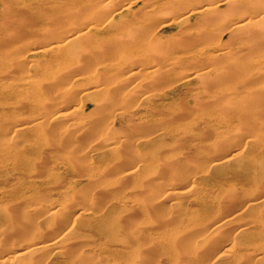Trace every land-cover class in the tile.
Returning a JSON list of instances; mask_svg holds the SVG:
<instances>
[{
	"label": "rangeland",
	"instance_id": "1",
	"mask_svg": "<svg viewBox=\"0 0 264 264\" xmlns=\"http://www.w3.org/2000/svg\"><path fill=\"white\" fill-rule=\"evenodd\" d=\"M51 1H53L52 5H49V3L48 5L53 7L52 10L56 8L57 11H54L58 12L57 14L61 13V9H69L70 7L72 12H74L73 17L75 18L84 19V17L91 14L89 8L86 7V4H89L88 0ZM130 1L135 2V0ZM130 1L115 0L113 7L116 8L119 2L130 3ZM145 1L137 0L138 4L136 3L137 5L134 9L138 11L139 5L144 8L152 4L155 11H159L158 13L155 12L157 16L161 14L162 5L166 4V0H150L149 4L146 5L143 4ZM37 2H41L44 5L39 6L38 4L37 6ZM45 2V0H0V16H3L5 11H9V8H11L10 10L14 8L17 16L12 17L13 22H18L20 25L25 22L26 24H35L36 20H38V14L35 13L37 10L35 11V9L36 7L45 6ZM48 5L46 4L47 7H49ZM72 12L70 14L73 15ZM24 13H29V15H22ZM135 13L134 11L125 13L126 15L118 21L117 26L125 25L124 21L126 18L133 17ZM156 16L154 14V19ZM172 16L167 21L169 22L170 20V23L173 24L166 29H163L165 25L160 24L158 20H154V22L151 20V26L155 25L157 28L153 26L152 29L156 33L161 32L158 38L163 39L161 40V45L169 46L175 43L176 34L184 36L183 33L181 34L183 30L189 31V35H196V32H199V35L203 32L201 30L203 26L201 24L198 26L193 22L195 19L192 22H185L187 24L183 26L182 24L184 23H181L182 19H179L180 17H175V14ZM12 18H10V21ZM256 18L259 19L260 17ZM156 19L158 18L156 17ZM178 19L180 21L177 22ZM40 21V28H45L44 26L47 25V22L45 23L42 19ZM222 22L224 21L222 20ZM192 23L195 24V27L196 25L198 26L196 27L198 30L195 27L193 28ZM102 26L104 25L101 23L99 27L101 28ZM215 26L214 24L209 29H214ZM216 30L219 32V27H216ZM12 32L8 36L14 39L10 38V41L17 39V45H19L20 49L15 48L16 44H8L3 49H0V59H4L7 56L5 49L7 52L15 50L17 57L23 56L26 54L21 51L23 45L25 47L30 42H40V37L44 38L41 33L35 36L38 38H33L32 36L23 38L16 30L13 29ZM229 32L224 33L223 36L220 35L218 43L221 40L222 44L226 43V41L230 43L229 41L232 38L229 37H232L233 33ZM179 35L177 36L179 37ZM172 36H175V38ZM171 37L175 39L171 41L173 43H166V38L170 41V39L172 40ZM251 44V42H238V48L235 45L234 48L238 49L236 52L241 49L239 46L242 47L240 54L237 53L238 58L247 60L250 56H256L257 58L263 56L264 47L256 52H250L247 47L250 48ZM174 45L170 46L173 47ZM203 45L205 46L206 43L197 45L198 48L194 47L193 49L196 50L194 52L191 48H185L187 50L184 51V48L180 45L182 49L179 47L177 48L178 50L174 51L173 48L175 49L177 46L173 48L167 47L172 51H170L171 54L168 56L170 59H167V63L170 65L172 61L179 62L180 65L178 63L179 67L177 69L179 74L195 72L199 67L197 66L198 64H194V59L191 60L194 58L193 56H198L201 52L204 53L203 50L208 53L207 55L214 54L208 47L209 44L206 45L207 47L205 46V49ZM200 48H203V50H200ZM245 48L248 50V54H246ZM209 50L210 52H208ZM133 54L135 55V53ZM133 54L131 53V55ZM131 55L128 54V58L137 61V56L133 57ZM187 56H192V58ZM188 59L189 62L187 61ZM104 64L94 68H99L104 66ZM165 65L167 64L165 63ZM169 65H167V68ZM77 68L78 66L74 70H77ZM253 68V65H248L247 71L244 73V80L247 83L244 87L239 86L241 90L255 88L256 84L252 82L257 76L254 74L250 76L254 70ZM7 75L9 76V73L4 71L3 65L0 64V77L3 76L5 79V81H2L3 85L0 83V87L1 89L6 87V91L3 90L4 88L2 89L3 91L0 90V109H4V112L0 110V234L4 235L0 239V257L7 259L11 264H30L31 262L32 264L33 262L34 264L39 262V264H264V118L257 119V125L261 126L257 132L252 129L254 120L249 117V113L248 115H241L235 109L229 110L227 118L224 117V120L222 118L223 121L220 120L221 116L217 112L211 114L210 117L212 115L213 117L209 118L210 120L208 121L210 125L207 123L208 119L206 122H201L199 119L202 116L201 113L205 114L206 117L209 115L206 108L205 111L202 110L201 112L195 110L191 116L184 115V120L181 123H172V119H169L171 121L167 120L166 115L168 112L166 110L173 109L174 113L179 116V114H183L182 107L193 108V100L190 97L198 91L199 87L204 85L203 80L196 79V81L191 82V87L183 86L180 81H177L178 84L175 77L172 76L168 79L167 84H163L152 92L154 97L149 102H131L127 105L126 108L130 110L129 113L133 111L135 112L134 115L131 112L132 114L126 119L124 118L125 120L119 119L116 121L115 130L109 133V137L118 135L126 140L125 137L128 136L129 139L127 138V140L129 141H124V144H129V146L124 147L122 146L123 143L118 144L122 148L118 147L116 153H113L115 150L112 151L106 148H100L99 152H90L89 146H93L99 141L101 132L94 136V132L91 129L83 131L80 128L82 123L88 122L87 124H90L91 122V124H95L100 120L102 123H99L102 128L100 126L99 128L102 130L106 122L113 118L112 116L110 119L108 118L107 111H105L106 107L104 109L96 106L98 100V103L101 102L100 97L102 96L100 93V97H98V93H93V95H89L90 97L83 96V90L91 86V82L95 84L98 81L93 77V81L87 80V78L91 79L90 75L92 74L90 72L81 76V78L83 77L81 79L82 82L79 81L81 83L76 82L75 84L74 80L77 78L73 77L74 79L72 78L71 81L74 86L71 85V81L70 84L68 83V85L64 86L70 85L71 88L74 87L75 98L71 103L63 104V100L58 99L57 103L59 106L61 104L60 109L51 108L47 110L43 108V104L41 105L45 97L43 95H40V97L36 94L37 97H40L36 98V95L31 94L32 88L22 82L28 79L41 80V76L35 72L34 68L18 73L14 72L11 77ZM233 82L235 83L236 80L233 79ZM7 87L9 88L7 89ZM232 87V83H229L228 86L224 87V90L231 91ZM9 90L11 91L9 92ZM155 93H160L157 95L159 99L157 96L155 98ZM2 94L4 95L1 97ZM215 104L214 102H206L205 107L208 105V110H213ZM135 106L137 109L139 108V111L134 109L136 108ZM75 107L80 108V115L70 116L69 113ZM152 108L157 109L151 110ZM160 109L163 113L159 112ZM251 110L252 108L248 112ZM58 113L65 114L64 116L66 117L63 120L68 117L65 120L67 124L69 123L68 126L64 121L62 123L58 122L62 125L54 123L50 127L48 125L38 127L32 133L25 132L20 136L19 134H14L12 126L17 120H32V118L44 116H51L52 118ZM219 116L220 119L218 118ZM255 117H260L258 112H256ZM163 119L171 124L166 121L165 124ZM76 121L78 122L76 123ZM191 121L194 122L193 126L190 124ZM72 123H76L75 125L79 126V128H72ZM238 124H241L239 128L236 127ZM211 125H219L222 132L216 133L210 128ZM65 126L68 128L69 136L60 139L57 135L58 130L60 127L66 129ZM131 126L137 129L133 132ZM161 129H164V132ZM157 131L159 132L156 133ZM158 134L160 135L158 136ZM26 135L28 138H26ZM154 136L158 137L155 138ZM30 137L33 138V141ZM228 137L232 138L234 142L226 145L221 151H214L209 148V145L214 141L226 142ZM257 138L259 142L256 143ZM144 141L149 143H143ZM60 144L63 150L58 146ZM131 145L132 147H130ZM126 148H128L127 150L129 148L132 149L130 152L126 151V153L124 152ZM14 149L15 151L21 149L26 151V156L32 160V164L38 161L42 165V161L46 160L45 162L48 164H45L44 161V166L38 164L40 167H45V169L41 168L42 170L44 169L45 173L40 169L43 173L42 175L36 164H30L31 167L27 162L23 166L14 163L16 161L13 160L11 155L15 152ZM120 149L121 151H119ZM69 150L73 151L71 156H75L74 158L79 160V162H76L75 159L72 161V158L68 157L67 152ZM223 152H225L224 155H222ZM68 153L70 154V151ZM63 154H66L68 160H71L70 164L72 165L69 164V161H66L67 158L63 157L65 156ZM8 155L11 157H7ZM221 155L224 157L225 155L226 157L238 156L233 157L230 162L223 166H212L210 159ZM42 156H45V158ZM77 156H80V159ZM142 156H145L143 161L140 158ZM171 157H180L182 162L175 163L170 159ZM195 157H200L201 161L186 167V164ZM77 163H79L78 167ZM74 164L77 165L75 166ZM87 165L92 167L94 172ZM46 166H50L51 169L46 170ZM176 166H180V169L179 167L176 169L179 173L175 170L177 174H180L179 177L170 172V169ZM32 168L39 170L40 175L34 174L36 169L33 170ZM86 169L88 173L83 171ZM130 169H138L137 173H141V175H145L147 172L148 174L150 173V175L147 174V180H143L147 185L142 182L139 176L123 178L126 176V171ZM155 171H159L157 178L153 175L151 176V173H155ZM36 176L38 178H35ZM119 179L120 181L116 182ZM92 181H96V183L93 182L95 184L94 189L87 187ZM141 185L143 187L147 186L146 189ZM88 189H90V192ZM172 189L183 190L187 194L185 195L184 193L185 196L180 199H178L179 197L174 198L170 194ZM231 189L237 190L239 195L233 198L231 203L224 205L221 200L225 199L226 193ZM85 192L88 193L86 194ZM254 201L255 203L258 202L257 207L249 208L248 204ZM51 203L55 208L45 209V205ZM215 207H217L216 210L213 209ZM209 208L213 210L210 211ZM85 209L84 214L79 217V214ZM187 218L194 219V221L189 222ZM225 218L229 220V225L226 224L219 230L217 229V231L214 226H211V223L217 219ZM129 221H131V226L127 225ZM20 222L22 224L18 226L17 224H20ZM105 223L108 225L111 223L113 226L111 227L110 225L108 227L114 228V232L110 231L107 226L104 227ZM177 225L179 228H176ZM135 226L136 230L134 229ZM172 227H175V230ZM243 227L245 228L243 229ZM240 229L244 231L240 232ZM143 230L145 231L142 232ZM128 231L129 233L132 232L133 235L131 236L132 233L129 234ZM169 231L172 232L171 235ZM174 236L175 238H173ZM196 236L197 238H195ZM204 236L206 237L204 238ZM136 237L139 239H136ZM32 239L44 246L52 245V249L50 251L35 250L32 252L30 251L31 247H29L32 244ZM194 244L199 248L196 256L193 252ZM254 247L256 250L263 248V251L261 253H253L256 251ZM231 248L234 250L232 251Z\"/></svg>",
	"mask_w": 264,
	"mask_h": 264
},
{
	"label": "bare ground",
	"instance_id": "2",
	"mask_svg": "<svg viewBox=\"0 0 264 264\" xmlns=\"http://www.w3.org/2000/svg\"><path fill=\"white\" fill-rule=\"evenodd\" d=\"M45 1H46L45 6H46V4L48 5V3H49V5L51 3H53V1H51V0H45ZM62 1H64V0H62ZM136 1L137 0H135V2L130 1V3H127V2L126 3L125 2L120 3L119 2V5H117L116 8H114L113 6L115 5V0H90V1L88 0L89 4L87 3L86 7L89 8L91 14H90V16L84 17V19L78 18L77 16H76L77 18L73 17L74 12H72V10L70 9L71 8L70 6H69L70 7L69 9H64V8L61 9L60 10L61 13H59V14H57L58 12L57 13L55 12V11H57L56 8H54L52 10L53 7H51L49 5H48L49 7H47V6L46 7L45 6L36 7L35 11L36 10L37 11L35 13L38 14V20H36L35 24H31V23L26 24V22H25L22 25H20V23H18V22L17 23L13 22L12 17L13 16L16 17L17 12L14 11L13 7H12L13 10H10L11 8H9L8 9L9 11H5V13H3L4 15L2 14L3 16H0V49H3L8 44H14V45L16 44L15 48L20 49L19 45H17L18 40L15 38L16 40L10 41V38L11 39H14V38L8 36L9 33H11L13 31V29L16 30L20 34V36L22 35L23 38L31 37V36L33 38H38L35 36H38L40 33L43 34L44 38L42 39V37H40V42L39 41L38 42H32V43L30 42V44H27L25 47L23 45V48L21 51L23 53H26L23 56L17 57V54H15V50L7 52L5 49L4 51L6 52L7 56L4 59L3 58L0 59V64L3 65V70L6 71L7 73H9L10 77H11V75H14V72L18 73L21 71H25L26 69L32 70V68H34L35 72H37L41 76V80L36 81V80H29L28 79V80H25L22 82L24 84H26L27 86H29L30 88H32L31 94H33V95L38 94L39 96L43 95L45 97V100L42 101L43 103H41V105L43 104L42 106L46 110L51 109V108L60 109L61 104L59 106V104L57 103L58 99L63 100L64 103L60 102L63 104L71 103L75 98V94L73 93L74 87L71 88L70 85H69L70 87L69 86L64 87V86L68 85V83L70 84V81L72 80L73 77L77 78L74 80L75 84H76V82L81 83L82 82L81 79L83 78V77L81 78V76L84 75L85 73L87 74L90 72L92 74V75H90L91 79L87 78V80L91 82L94 80L93 78H96L98 81L95 84H92V82H91V84H90L91 86H89L86 90L85 89L83 90V92H82L83 96L88 97L91 94L93 95V93L94 94L100 93L102 97H100V94L98 97H100L101 102L98 103L99 102V100H98V102L96 103V106L98 108L103 107L104 109L106 107L105 111L108 112V113L106 112V114H108V118L110 119L111 116L113 117L110 121H108V122L105 121L106 125L103 127L102 130H101L102 127L100 126L101 125L100 123H102V122L100 120H99L100 123L98 122L95 124H93V123L91 124V122H90V124H87L88 123L87 122V123H82V125L80 126V128L83 131L91 129L94 132V136L98 135L99 132H101L99 141L96 143L97 145L94 144L95 146L94 145L89 146L90 152L98 151L100 148H106V149H109L112 151L115 150L113 153H116L117 148L119 147L118 144L123 143L122 146H124V147L129 146V144H128L129 142H125L128 145L124 144V141H129V140H127V138H128L127 135H126L127 137H125L126 140H124L123 137H119L118 135H117L118 137L113 136V135H111L112 137H109L110 136L109 133L112 130H115L114 127H115L116 121L119 119L125 120L132 113L134 115L135 112H133V111H131L132 113L131 112L129 113L130 110H128L126 108L127 105H129L131 102H134V103H137L140 101L141 102H143V101L149 102V100H151L154 97V95H153L154 93H152V92L155 91V89L161 87L163 84H167L169 81L168 79H170V77H172V76L175 77L176 82L180 81L181 82L180 84L183 86L189 87L191 85V82L196 81V79L203 80L204 85L199 87L198 91L193 93L192 96L190 97L193 100L192 101L194 104L193 108L188 107V106H186L184 108L182 107L181 109L183 111V114H181V115L179 114V116L176 115L177 113H174L175 111L173 109H171L169 111L165 109L166 112H168L167 115L165 114L166 112L164 113L167 117V120L172 119V123L173 122L181 123V121L184 120V117H185L184 115L191 116L195 110H198L201 112L202 110L205 111V108H206V110L209 112V115L206 117L205 114L201 113L202 116L199 119L201 122H206V120L208 119L207 123L209 124L208 121L213 117V115H212V117H210L211 114L217 112V114H220V116H221V119H220V116L218 118L220 120H222V118H223V120H224V117L227 118L226 117L227 112L231 109H235L241 115H248V113H249V117L254 120V127L252 129L255 132H257L261 126H258L256 121H257V119L264 118V57H263L264 54L260 58L259 57L257 58L256 56H253V57H255V58H253L250 56V58H248L247 60L246 59L241 60V58H238L237 53L240 54L239 52H240V50H242V47L239 46V48H241V49H239L238 52H236L238 49H236L234 47H235V45L237 46L238 42H241V43L242 42L243 43L251 42L252 43L251 47L250 48L247 47V49L250 52H256L257 50H260L261 48L264 47V0H166V2H165L166 4H163L161 7V10H160L161 14H159L157 16H156V13H158L159 11H155L154 6L151 4L153 2L150 3L151 5H147L144 8L140 7L141 5H139L138 6L139 9L137 11L134 9L135 6L138 4ZM151 1H153V0H151ZM149 2H150V0H146L145 3H143V4L146 5V4H149ZM38 4H39V6L44 5L41 2H37V6H38ZM61 5L63 6V4H61ZM64 5H65V2H64ZM66 5H67V3H66ZM142 6H144V5H142ZM225 7H226V9H225ZM140 9H143V10H140ZM227 9H228V11H227ZM132 11L136 12L135 14H133L134 16L126 18V20L124 21V23H126L125 25L117 26L118 21L123 19L124 16L126 15L125 13L132 12ZM71 12L73 13V15L70 14ZM227 12H230V13H227ZM25 14L26 13H24L22 15H25ZM154 14L158 19H156V17L154 19ZM173 14H175V17H180L179 19H182L181 23H184V24H182L183 26L186 25L189 21L192 22L194 19L195 20L193 22H195V24H197L198 26H199V24H201L203 26V27H201L202 29L200 28L203 32H201V34H199V35H198L199 32L198 33L196 32V35H192V34L189 35L188 30H187L188 32L183 30V32L181 31V34L183 33L184 36H182V35L180 36L179 34H176V38H175V36L174 37L172 36L176 40L171 37L172 40L170 39V41H169L168 40L169 38L167 37L168 39L166 38V40H167L166 43H173L171 41L175 40L174 41L175 43H173V44H175L174 46H177V47H175V49L173 48L174 46L173 47L170 46L173 44H170V45L166 44L169 46H164L165 44L161 45V40H163V39L162 38L158 39L160 37L159 33H161V32L156 33L154 31V29H152L153 26H155V25L151 26L152 24H150L151 20L153 22H154V20L155 21L158 20V22L160 24L162 23V25L163 24L165 25L163 29L171 27L173 23H170V20L168 22L167 19H169L170 17H173L172 16ZM26 15H29V13H27ZM256 17H260V18L257 19ZM10 18H12L11 21H10ZM40 19L44 20L45 23L47 22V25H45V23H44L45 26L43 25L45 28H43L42 25H41L42 29L40 28V22H41ZM179 19L177 20V22L180 21ZM198 19H199V21L196 22V20H198ZM92 20H94V22H92ZM220 20H221V22H220ZM222 20L224 22H222ZM173 21L176 23L175 20H173ZM173 21H171V22H173ZM185 22H187V23H185ZM101 23L104 26H102L100 28L99 25L101 26ZM168 23H170V24H168ZM195 24L192 23L193 28L195 27L194 26ZM214 24L216 25L215 28L209 29ZM197 25H196V27H198ZM222 26H224V27H222ZM15 27H16V29H15ZM196 27H195V29H196ZM216 27H219V32H218V30H216ZM154 28H156V26ZM158 29H159V26H158ZM169 29H171V28H169ZM196 30H198V29H196ZM229 31L231 33H233L232 34L233 36L231 35L232 37H229V38H232L231 41H229L230 43H228L226 41V43L222 44L221 43L222 40L220 41V43H218V40L220 39V37L223 36L224 33H227ZM184 32L187 33V35H185ZM177 35H179V37ZM229 36H230V34H229ZM23 38H21V39H23ZM202 43H204V44L206 43V45L209 44L208 47H210V50H212L214 54L213 55H207L208 53H206L205 50H203V48L205 49L206 45L205 46L203 45V48H200V50L202 49L204 51V53L201 52L200 55L193 56L194 58H192V56L191 57L187 56L188 58H192L191 60L194 59L193 60V62H195L194 64H198L197 66L199 67V69L195 72L191 71L194 73L188 72L186 74L185 73L179 74V72H177V69L179 67L178 66L179 62H177V61L173 62L172 61L173 63L170 62L171 63L170 65H169V63H167V59H170V58H168V56L172 52L171 49H168L169 47L170 48L172 47L173 51H174V50H178L177 48H179L181 46L182 48H184V51H186L187 49H185V48H189V49L190 48L193 49L194 47L198 48L197 45L202 44ZM78 45H80V46L77 47ZM237 48H238V46H237ZM247 49L245 50L247 53L243 51L246 54H248ZM210 50L208 52H210ZM243 50H244V48H243ZM194 51H196V50L193 49V52ZM193 52H191V53H193ZM131 53L132 54L135 53V55L138 58L137 61H134L132 58H128V54L131 55ZM184 53H186V52H184ZM189 54H190V52H189ZM230 54H232V55H230ZM241 54H242V52H241ZM135 55L133 54L131 56L136 57ZM7 57H8V59H7ZM44 59H46V60H44ZM178 59H180V58H178ZM180 60H184V59H180ZM187 61L189 62V59ZM104 63H107V64H104ZM165 63L167 65H169L168 68H167V65H165ZM102 64H104V66H101V67L96 68V69L94 68V67H98L99 65H102ZM75 65L78 66L77 70H74L77 67V66L75 67ZM179 65H180V63H179ZM248 65H253V67H254L253 68L254 70L250 74V76H252L253 74L257 76V78L252 82L253 84H256V86H254L255 88H252V89L248 88V90H246V89L241 90L239 88V86L244 87L247 83V81L244 80V73L247 71ZM124 73H127V74H124ZM189 73H191V74H189ZM3 76L0 77V83L1 84H2V81H5L4 77H6V76H4V77ZM9 79H12V78H9ZM233 79L236 80L235 83L233 82ZM7 80H8V78H7ZM19 80H22V79H19ZM175 80H173V81H175ZM74 81H73V83H74ZM79 81H81V82H79ZM78 83H77V85H78ZM229 83H232L233 87L231 88V91H229V90L225 91L224 87L228 86ZM71 85H72V81H71ZM72 86H74V85H72ZM14 87H12V88H14ZM5 88L3 90H5ZM8 88L9 87H7V89ZM2 89L0 87V90H2ZM10 89H11V87H10ZM10 91L11 90H9V92ZM243 93H245V94L243 95ZM98 94H96V95H98ZM159 94L160 93L156 94L155 98ZM3 95L4 94H2L1 97ZM39 96L37 97V95H36V98L41 97V96L40 97ZM157 97L159 99V96H157ZM41 99H43V98H41ZM206 102L216 103L213 107L214 109L208 110V105L205 107ZM102 103L104 106L102 105ZM97 107H95V108H97ZM250 108H252V110L250 112H248ZM134 109H137V107ZM134 109H132V110H134ZM155 109H157V108H155ZM155 109L152 108L151 110H155ZM259 109H260V111H259ZM0 110L3 111L4 109H0ZM41 111H43V110H41ZM105 111H104V113H105ZM136 111H139V108ZM160 111H161V113H163V111L161 109L159 110V112ZM80 112H81L80 108L75 107L69 113V115L70 116H79ZM256 112H258V114L260 115L259 118L255 117ZM64 115L65 114L62 115V114L58 113L52 118H51V116L50 117L44 116L41 118H32V120L31 119L30 120H17L14 122V125L12 126L14 128V132H15L14 134L15 135L19 134V136H20L22 133H25V132L26 133H32L35 130H37L38 127L45 126V125H48L50 127L54 123H57L58 125H62L60 123L64 122L66 119H68V117H67L65 120H63L66 117ZM81 116H82V114H81ZM131 117H133V116H131ZM79 119H81V118H79ZM109 119H105V120H109ZM81 120H83V119H81ZM84 120H85V118H84ZM167 120H164V122L165 121L168 122ZM96 121H98V120H96ZM169 121H171V120H169ZM58 122H60V123H58ZM77 122L78 121H76V123ZM127 122H128V120H127ZM166 122H165V124H166ZM64 123H66L67 126L69 124V123L67 124L66 121ZM76 123H72L71 127L72 128H75V127L79 128V126L75 125ZM168 123H170V122H168ZM190 124H191V126H193L194 122L191 121ZM135 125H137V124H135ZM240 125L241 124H238V125H236V127L239 128ZM48 126H47V128H49ZM99 126L101 128H99ZM131 127H132L133 132H134V130L137 129L133 126H131ZM78 128H75V129H78ZM159 128H160V125H159ZM210 128L213 131H215L216 133L222 132L220 130L221 127L219 125H211ZM219 131H221V132H219ZM158 132L159 131H157L156 133H158ZM117 134H118V132H117ZM160 134H158V136ZM57 135L60 137V139L68 137L69 136L68 128L66 127V129H65L64 127L63 128L60 127ZM158 136H156V137H158ZM26 138H28V136ZM30 138H31V140L33 139L32 137H30ZM9 141H10V139H9ZM147 142L144 141L143 143H147ZM233 142H234V140L232 138L228 137V141H226V142L214 141L213 143H211L209 145V148L211 150H214V151H221L222 149H224L226 147V145L231 144ZM255 142L256 143L259 142V139L257 138V140ZM28 144H27V146H28ZM24 145H26V144H24ZM88 145H86V146H88ZM27 146H26V148H28ZM58 146H60V149L63 150L61 144ZM122 146L119 148H122ZM130 147H132V145ZM86 149H87V147H86ZM127 149L128 148H126V150L125 149H122V150H125L124 152H126V151L130 152L132 148H129V150H127ZM25 150H27V149H25ZM58 150H59V147H58ZM6 151H10V150H6ZM14 151H15V149H14ZM69 151H70V154L68 153ZM69 151L67 152L68 157L70 159L72 158V161H74V159H75L76 162H79V160L74 158L75 156L74 157L71 156V155H73V154H71V152H73V151L72 150H69ZM119 151H121V149ZM122 152H120V154H122ZM11 153H12V151H11ZM224 153L225 152H223L222 155H224ZM11 155H12L13 160L16 161L14 163H17L19 166H23V164L25 162H27V163H29V165L30 164L31 165L36 164L37 168L39 167V170L41 168L45 169V167L38 166V164H40V162H38V161H36L38 163H36L34 161L35 163L32 164L31 163L32 160H30L26 156V151H23L22 149L19 151H15ZM63 155H65L63 157H66L67 158L66 161L67 162L69 161V164H70L71 160H68V157L66 156V154H63ZM85 155L87 156V154H85ZM222 155L217 157V158L210 159V161L212 162L211 165L215 166V167L223 166L224 164L230 162L233 157L238 156L239 154L233 155L231 157H226V155L224 157ZM82 156H83V154H82ZM7 157L10 158L11 156L8 155ZM42 157L45 158V156H42ZM77 157H79L78 159H80V156H77ZM144 157L145 156L140 157L142 161L145 160ZM170 159L172 161H174L175 163H181L182 162V159L180 157H171ZM40 161H42V160H40ZM43 161H42V165L40 164L41 166H44ZM45 161H44V163L48 164ZM200 161H201L200 157H195L194 159H192L190 162H188L186 164V167H190V165L197 164ZM77 164H74V165L75 166L77 165V167H78L79 163H77ZM36 165H35V167H36ZM70 165H72V164H70ZM82 166H84V165H82ZM183 166H184V164H183ZM47 167L48 166H46V170L47 169L49 170V168L51 169L50 166L48 168ZM87 167L91 168L92 172H94L92 167H90L88 165H87ZM177 167H179V169H180V166H176V167L171 168L170 172H172L173 174H176V176L179 177L180 174L176 173V172H178L176 170ZM85 168H86V165H85ZM89 168H87V169L90 170ZM32 169L35 170L36 168H32ZM87 169L83 170V171L84 172L87 171V173H88ZM39 170L36 169L34 174L39 176L40 171L42 169L40 171ZM175 170H176V172H175ZM37 171H38V173H37ZM42 171H41V174L43 175V173H45V172L43 171V173H42ZM128 171H126L127 173L123 172V173H126L125 174L126 176L123 178H127V177H131V178L134 177L135 178V177L139 176V178L142 180V182H143V180H147L146 177H148L147 176L148 172L145 173V175H141V173L140 174L137 173L138 169H132V170L130 169ZM50 173H47V174H50ZM148 175H150V173ZM152 175L155 177L159 176V171H155V173H151V176ZM37 176L35 178H38ZM151 178H153V177H151ZM141 180H140V182H141ZM118 181H120V179L117 180L116 182H118ZM121 181H122V177H121ZM93 182L96 183V181H92V183L90 182L89 183L90 185L87 187L88 188L90 187V189H94L95 184ZM143 183H141V184H143ZM108 184H110V183H108ZM108 184H107V186L110 187V185H108ZM113 184H111V185H113ZM144 184L147 185L146 183H144ZM141 186L143 187V185H141ZM146 187L147 186H145L143 188L146 189ZM90 189H88V191ZM185 192L186 191H183V190L180 191V190L172 189L170 194L174 198L179 197L178 199H180L181 197H184L187 194ZM184 193H185V195H184ZM238 195H239V192L237 190H232V189L228 190V192L225 195V199L221 200V202L224 205H227V204L231 203L233 198L238 197ZM177 201H180V200H177ZM222 203H221V205H222ZM257 203H255V201L251 202L250 204H248V207L249 208H255V207H257L256 206ZM54 208H55V206L52 203L45 205V209H47V210L48 209L49 210L54 209ZM216 208L217 207H215L213 209L216 210ZM213 209L209 208L210 211H212ZM85 211H86V209L83 210L79 214V217L82 216ZM87 212H88V210H87ZM261 213L263 214V212H261ZM238 216H239V214H238ZM192 217H194V216H192ZM192 217H190V218H192ZM187 219H189V218H187ZM191 221H194V219H189V222H191ZM111 223L109 225L105 223L106 225H104V227L107 226V228L110 229V231L114 232L113 231L114 228L111 229L110 227H108L110 225H111V227L113 226ZM228 223H230V222L227 218L217 219L216 221L211 223L212 224L211 226H214L215 227L214 229L217 231V229L219 230L221 227H224L226 224L229 225ZM21 224H22V222H20V224H17V225L20 226ZM127 225L131 226V221H129L127 223ZM177 226H176V228H179V226L178 227ZM100 227H102V226H100ZM245 227H243V229ZM132 229H131V231H132ZM134 229L136 230V226ZM172 229L175 230V227L174 228L172 227ZM243 229H240V232L244 231ZM246 229H247V227H246ZM110 231H108V232H110ZM144 231L145 230H143L142 232H144ZM162 231H163V229H162ZM166 231H167V229H166ZM132 232H134V230ZM132 232L129 233V231H128L129 234H131ZM192 232H194V231H192ZM171 233L172 232L169 231L170 235H171ZM115 234H116V232H115ZM192 234H194V233H192ZM132 235H133V233L131 234V236ZM136 235H134V236H136ZM173 235H174V233H173ZM3 236H4L3 234H0V239ZM137 236H139V235H137ZM197 236H199V235H197ZM197 236L195 238H197ZM201 236L203 237L202 234H201ZM170 237L172 238V236H170ZM205 237L206 236H204V238ZM173 238H175V236ZM204 238H203V240H204ZM136 239H139V238L136 237ZM31 243L32 244L29 247H31L30 251H32V252L35 250H48V251H50L52 249V245H45V246L41 245L38 242H36L35 239H32ZM249 243H250V241H249ZM194 246H195V244H194ZM191 247L194 248L193 246H191ZM189 248H190V246H189ZM231 249H232V251L234 250L233 248H231ZM254 249H255V247H254ZM227 250L229 251V249H227ZM191 251H192V249H191ZM261 251H263V248H258V250L254 251L253 253H261ZM193 252L195 253V256L199 252V248L197 245L195 246ZM225 253H227V252H225ZM39 263H37V264H39ZM0 264H11V263L7 259L0 257ZM27 264H29V263H27ZM30 264H32V262ZM33 264H34V262H33ZM84 264H87V263H84Z\"/></svg>",
	"mask_w": 264,
	"mask_h": 264
}]
</instances>
